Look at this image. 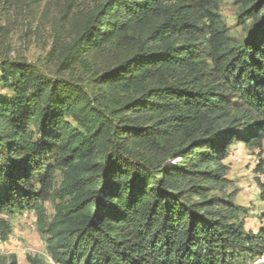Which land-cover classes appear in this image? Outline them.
Returning <instances> with one entry per match:
<instances>
[{
	"label": "trees",
	"instance_id": "obj_1",
	"mask_svg": "<svg viewBox=\"0 0 264 264\" xmlns=\"http://www.w3.org/2000/svg\"><path fill=\"white\" fill-rule=\"evenodd\" d=\"M9 1L51 37L35 62L0 63V214L33 212L45 252L26 264L264 255V227L223 193L230 146L263 149L264 0H235L239 35L219 0Z\"/></svg>",
	"mask_w": 264,
	"mask_h": 264
},
{
	"label": "rangeland",
	"instance_id": "obj_2",
	"mask_svg": "<svg viewBox=\"0 0 264 264\" xmlns=\"http://www.w3.org/2000/svg\"><path fill=\"white\" fill-rule=\"evenodd\" d=\"M3 1L4 4L0 7V63L1 58L7 56L22 57L28 62H35L43 57L50 47L51 37L48 27L38 24L36 17L27 8L19 9L9 0H0V3ZM237 7L235 0H219L218 3V10L230 31L239 35L242 26L236 21ZM9 95L10 92L0 85V99ZM260 159L264 160V142L260 155L256 149H249L242 143L231 145L225 159L229 164L226 173L229 183L223 189V193L229 195L236 204L248 209L245 226L257 236L261 227H264V201L259 198L256 181L257 177L264 181V172L254 171ZM59 181L60 174L57 172L56 183ZM1 192L2 188H0ZM44 206L47 214L52 216L54 201L47 200ZM0 217L6 219L11 227L8 237L0 240V264H9L13 257L16 264H26L28 254H45L43 241L36 230L33 212L0 214ZM259 223L260 228H258ZM252 262L249 264H253Z\"/></svg>",
	"mask_w": 264,
	"mask_h": 264
},
{
	"label": "built area",
	"instance_id": "obj_3",
	"mask_svg": "<svg viewBox=\"0 0 264 264\" xmlns=\"http://www.w3.org/2000/svg\"><path fill=\"white\" fill-rule=\"evenodd\" d=\"M258 162V161H257ZM48 262H49V264H56L51 258H49L48 257ZM264 262V255H262V256H259V257H257V259H255V261H254V263L253 264H256V263H263Z\"/></svg>",
	"mask_w": 264,
	"mask_h": 264
},
{
	"label": "crops",
	"instance_id": "obj_4",
	"mask_svg": "<svg viewBox=\"0 0 264 264\" xmlns=\"http://www.w3.org/2000/svg\"><path fill=\"white\" fill-rule=\"evenodd\" d=\"M260 225H261V224L259 223L258 228H260Z\"/></svg>",
	"mask_w": 264,
	"mask_h": 264
}]
</instances>
